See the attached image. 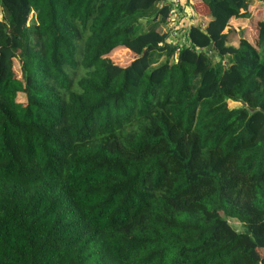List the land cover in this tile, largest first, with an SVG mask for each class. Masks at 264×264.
Returning a JSON list of instances; mask_svg holds the SVG:
<instances>
[{
  "label": "trees",
  "instance_id": "trees-1",
  "mask_svg": "<svg viewBox=\"0 0 264 264\" xmlns=\"http://www.w3.org/2000/svg\"><path fill=\"white\" fill-rule=\"evenodd\" d=\"M252 1L0 0V264H264Z\"/></svg>",
  "mask_w": 264,
  "mask_h": 264
},
{
  "label": "rangeland",
  "instance_id": "rangeland-1",
  "mask_svg": "<svg viewBox=\"0 0 264 264\" xmlns=\"http://www.w3.org/2000/svg\"><path fill=\"white\" fill-rule=\"evenodd\" d=\"M261 2H264V0H253L252 1V6H254V10H252V14L253 16L256 17V19H264V4H261ZM32 17V13L30 14V17ZM201 20L204 21L203 15ZM28 23H30V20L28 21ZM174 25V20L173 23L171 21H167V23L160 28V30L162 31H170L172 29V26ZM237 30L235 29V34L232 37V41L231 44L235 45L238 41L239 36L241 35H245V37H247L249 40H253V34L252 31L254 30L252 28V23L250 24L249 22L246 24V26L243 25H236ZM178 31H175L174 33H172V37L174 38H179L178 37ZM180 36V33H179ZM172 41L174 42L175 39L172 38ZM111 57L120 65H126L132 58H133V54L130 51H125L122 48H117V50H115L114 52H112ZM13 73L18 76V64L17 61H13ZM21 94H18V98L17 100L21 101L22 100V96L20 97ZM229 106H235L234 103L230 102ZM234 226L237 228L239 225H236L235 223H233ZM248 246H251L250 243H248ZM259 251L260 254L264 253V249H257Z\"/></svg>",
  "mask_w": 264,
  "mask_h": 264
},
{
  "label": "crops",
  "instance_id": "crops-1",
  "mask_svg": "<svg viewBox=\"0 0 264 264\" xmlns=\"http://www.w3.org/2000/svg\"><path fill=\"white\" fill-rule=\"evenodd\" d=\"M171 1H176L178 5V8L176 10L177 15L173 19L174 25L172 24L173 25L172 29L175 28L176 29L175 31H178L180 33V36L182 30L181 29L177 30V25L179 23H182L186 27H188L190 24L200 25L201 27H204L208 22L209 19L208 10L203 5L201 0H166V3L169 5V2L171 3ZM261 4H264V2H261ZM202 15L204 21L201 20ZM173 20L171 21L172 23ZM248 22L249 19H233L231 20L230 25H232V27L237 30L236 25L246 26ZM179 33H178V37H179Z\"/></svg>",
  "mask_w": 264,
  "mask_h": 264
},
{
  "label": "built area",
  "instance_id": "built-area-1",
  "mask_svg": "<svg viewBox=\"0 0 264 264\" xmlns=\"http://www.w3.org/2000/svg\"><path fill=\"white\" fill-rule=\"evenodd\" d=\"M177 8L178 5L176 3V1H171V3L169 2V11H168V16H167V21H172L176 15H177ZM175 31H173L174 33Z\"/></svg>",
  "mask_w": 264,
  "mask_h": 264
}]
</instances>
